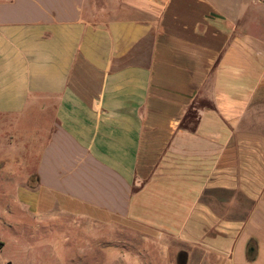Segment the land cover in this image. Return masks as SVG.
Returning <instances> with one entry per match:
<instances>
[{
  "label": "crops",
  "instance_id": "crops-1",
  "mask_svg": "<svg viewBox=\"0 0 264 264\" xmlns=\"http://www.w3.org/2000/svg\"><path fill=\"white\" fill-rule=\"evenodd\" d=\"M0 146L41 216L264 264V0H0Z\"/></svg>",
  "mask_w": 264,
  "mask_h": 264
},
{
  "label": "rangeland",
  "instance_id": "rangeland-1",
  "mask_svg": "<svg viewBox=\"0 0 264 264\" xmlns=\"http://www.w3.org/2000/svg\"><path fill=\"white\" fill-rule=\"evenodd\" d=\"M23 154L24 146H0V264H187L185 252H168L171 238L155 243L130 222L105 226L92 209L35 213L21 192L31 183ZM210 259L199 255L190 264Z\"/></svg>",
  "mask_w": 264,
  "mask_h": 264
}]
</instances>
